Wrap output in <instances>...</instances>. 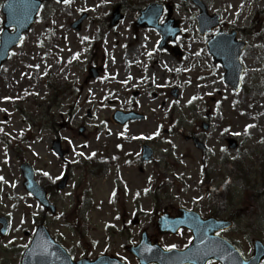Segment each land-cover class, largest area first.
Segmentation results:
<instances>
[{
  "label": "rangeland",
  "instance_id": "obj_1",
  "mask_svg": "<svg viewBox=\"0 0 264 264\" xmlns=\"http://www.w3.org/2000/svg\"><path fill=\"white\" fill-rule=\"evenodd\" d=\"M44 1L0 70V214L11 220L8 234L0 235V264L18 263L41 218L76 256L113 253L138 264L125 245L138 241L143 229L164 245L188 242L186 231L171 236L157 228L158 214L179 206L204 215L221 206L225 214H235L226 236L249 256L252 240L264 241V0H203L210 14L221 15L225 30L239 29L247 42L239 91L225 82L224 67L208 50V36L199 34L193 0ZM151 1L171 6L170 17L182 28L173 45L182 56L158 46L156 29L135 24L139 9ZM118 5L124 17L112 26ZM1 6L0 1V37ZM84 11L87 17L76 30L72 23ZM94 66L100 69L97 78L89 72ZM63 87L68 90L60 93ZM174 87L178 98L171 94ZM131 108L144 112L146 120L125 127L112 122L115 110ZM203 121L209 130L202 129ZM191 131L203 133L209 147L205 166L201 152L184 138ZM56 137L76 164L70 170L51 149ZM227 137L239 146L227 149ZM145 142L154 148L152 162L139 158ZM93 154L122 155L119 169L103 177L90 173L85 159ZM129 155L131 160L125 159ZM236 160L248 171L247 180L237 172ZM23 161L51 189L55 214L27 191ZM65 171L70 181L57 189ZM220 194L219 202L214 196Z\"/></svg>",
  "mask_w": 264,
  "mask_h": 264
},
{
  "label": "water",
  "instance_id": "obj_2",
  "mask_svg": "<svg viewBox=\"0 0 264 264\" xmlns=\"http://www.w3.org/2000/svg\"><path fill=\"white\" fill-rule=\"evenodd\" d=\"M202 8V13L197 16L199 19V26L202 33L210 31L213 27L219 25V17L215 16L213 18L209 17L205 6L199 2ZM42 4L41 0H7L4 4V13L6 14V22L4 23V30L2 33V43L0 46V67L4 61L8 59L10 50L13 46L20 43L23 33L28 31L35 21L36 15L39 12L40 6ZM158 6L153 4L149 9L157 8ZM159 8V7H158ZM161 7L159 11L155 14V18L152 21L146 19H141L139 23L148 25L158 26L157 21L161 15ZM121 17L116 11L113 23ZM82 20V19H81ZM79 20L74 24L77 28H80ZM205 20H212L211 23L206 26ZM152 22V23H151ZM14 26L16 30L10 32V27ZM162 29L160 26H158ZM179 32L178 29L173 31L172 35H169L173 39ZM165 34V33H164ZM165 34V38L168 37ZM235 35L225 36L219 35L214 37L213 40L209 41V47L212 54L217 62L221 61L224 67L227 69L226 82L233 85L236 89H239L241 85V77L243 73V66L239 62V54L245 47V43L241 41H235ZM227 37L229 40H226ZM176 92V90H174ZM121 112L116 113L114 119L122 124L127 123L130 119L143 118L144 115L135 112H128L123 114L122 118ZM207 129L208 125H204ZM197 147L203 149V153H206V147L201 143L198 138H194ZM237 146V141L235 139H229V147L234 148ZM53 149L56 150L61 155L63 154L60 141H54ZM152 156V149L145 147L144 159H149ZM25 176V186L27 189L33 193L42 204L55 212V207L49 203L48 193L45 189L38 184L35 180V171L31 164L26 163L22 165ZM67 178H64L62 182L58 185L59 188L65 187ZM184 213L194 214L196 217L191 218L187 215H183L177 218H170L168 215L163 214L159 218V229L162 232H172L175 233L181 226H187L196 230L195 241L186 250L179 251L173 250H163L160 246H146L140 250L139 246L133 249V252L139 257L140 264H204L208 260L216 259L221 262V264H260L262 258L264 257V246L260 241L255 243V256L246 261L242 254L231 244H229L225 239H221L219 244H205L203 240V229L210 230V235L213 237V233L217 230L228 228L231 223L225 220H216L215 218L203 219L197 212H189L185 209L182 210ZM0 223L3 224L1 228V233L5 235L8 230V220L5 217L0 216ZM144 241V240H143ZM141 243H145V242ZM142 244V245H143ZM117 260H112L106 255L98 257L96 260L91 261L89 259H82L80 261H73L71 256L67 253L66 249L57 241L53 239L50 232L48 231L45 224H40L33 236L29 246L25 250L20 264H118ZM121 264V263H120Z\"/></svg>",
  "mask_w": 264,
  "mask_h": 264
},
{
  "label": "flooded vegetation",
  "instance_id": "obj_3",
  "mask_svg": "<svg viewBox=\"0 0 264 264\" xmlns=\"http://www.w3.org/2000/svg\"><path fill=\"white\" fill-rule=\"evenodd\" d=\"M2 3H3V1L4 0H0ZM167 48H169V49H171V47L169 46V45H167L166 46ZM194 135H196V136H199L203 141H205V139H204V137H203V133H200V132H195V134H191V136H194ZM119 163V162H118ZM206 163V162H205ZM128 164H130L129 162H128ZM119 168V167H118ZM191 235V238H192V234H190ZM139 238H140V236H139ZM150 239L152 240V241H159L158 239H156V237L154 238L152 235H150ZM139 240L140 239H138V241H136L134 244L136 245L138 242H139ZM191 240V239H190ZM191 241H189V242H186V243H184V244H179V245H176V244H167V245H165L166 247H168V248H171V246L172 245H175V247H178V248H185L189 243H190ZM131 245H133V244H131ZM125 248H128V246H125ZM207 264H218V263H216V262H209V263H207Z\"/></svg>",
  "mask_w": 264,
  "mask_h": 264
},
{
  "label": "snow or ice",
  "instance_id": "obj_4",
  "mask_svg": "<svg viewBox=\"0 0 264 264\" xmlns=\"http://www.w3.org/2000/svg\"><path fill=\"white\" fill-rule=\"evenodd\" d=\"M66 2H67V0H66ZM94 155V154H93ZM44 175H49V173H44ZM3 179V177H0V180H2ZM171 247H175V245H172Z\"/></svg>",
  "mask_w": 264,
  "mask_h": 264
},
{
  "label": "bare ground",
  "instance_id": "obj_5",
  "mask_svg": "<svg viewBox=\"0 0 264 264\" xmlns=\"http://www.w3.org/2000/svg\"><path fill=\"white\" fill-rule=\"evenodd\" d=\"M113 101V100H112Z\"/></svg>",
  "mask_w": 264,
  "mask_h": 264
}]
</instances>
